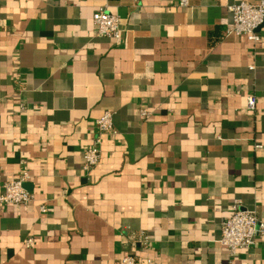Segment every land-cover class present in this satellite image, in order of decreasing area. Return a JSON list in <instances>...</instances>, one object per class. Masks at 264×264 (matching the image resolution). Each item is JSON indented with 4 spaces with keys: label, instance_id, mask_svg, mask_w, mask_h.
<instances>
[{
    "label": "crops",
    "instance_id": "0c3cea01",
    "mask_svg": "<svg viewBox=\"0 0 264 264\" xmlns=\"http://www.w3.org/2000/svg\"><path fill=\"white\" fill-rule=\"evenodd\" d=\"M240 1L261 0H0V192L26 171L36 197L0 204V264H264V237L220 243L234 201L264 220V24L226 36ZM99 8L119 40L96 36Z\"/></svg>",
    "mask_w": 264,
    "mask_h": 264
},
{
    "label": "built area",
    "instance_id": "2783aa9c",
    "mask_svg": "<svg viewBox=\"0 0 264 264\" xmlns=\"http://www.w3.org/2000/svg\"><path fill=\"white\" fill-rule=\"evenodd\" d=\"M181 7H187L189 0H180ZM232 13V26L226 31V36H245L250 41L258 42L260 36L259 28L264 24V0L257 4L247 1H240L228 7ZM93 23L96 27V36L119 40L124 32L119 16L109 13L106 8H99L93 15ZM248 108L255 109L256 98L248 97ZM113 113L105 112L96 123L95 138L92 145L84 153V170L90 173L99 163L102 157L103 138L106 135L115 133ZM140 116L144 120L152 117V112L141 108ZM29 179L28 172L24 171L17 179L6 182L0 192L1 205H21L27 206L36 199L35 194L25 187ZM42 213H47L45 205L40 207ZM221 239L220 243L227 247L232 254L238 250H248L252 248L259 238L264 237V220L253 210L245 209L239 200L232 204V215L223 219L220 223ZM132 247L148 246L150 239L144 232L129 236ZM25 244L29 247L33 244V239H28ZM122 264H138L136 256H126ZM151 264V262H148Z\"/></svg>",
    "mask_w": 264,
    "mask_h": 264
}]
</instances>
